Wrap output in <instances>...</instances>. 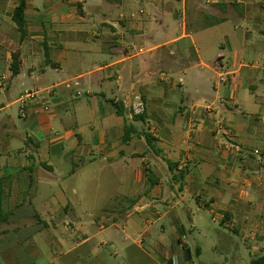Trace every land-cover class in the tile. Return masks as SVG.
I'll return each instance as SVG.
<instances>
[{
  "label": "crops",
  "instance_id": "1",
  "mask_svg": "<svg viewBox=\"0 0 264 264\" xmlns=\"http://www.w3.org/2000/svg\"><path fill=\"white\" fill-rule=\"evenodd\" d=\"M25 1L22 37L0 0V264H194L183 220L197 258L230 241L209 219L263 251L264 70L237 61L264 59V0Z\"/></svg>",
  "mask_w": 264,
  "mask_h": 264
},
{
  "label": "rangeland",
  "instance_id": "2",
  "mask_svg": "<svg viewBox=\"0 0 264 264\" xmlns=\"http://www.w3.org/2000/svg\"><path fill=\"white\" fill-rule=\"evenodd\" d=\"M160 7H162V5H160ZM229 26L233 28L235 24L231 21L228 25V28L231 29ZM243 30L244 29H241L240 32H242ZM131 43H132V49L130 50L131 54L139 52L140 48H142L143 50H146L149 48V44L145 43V41H139V40L137 41V38L136 40H131ZM223 44H225V42H223ZM224 48L225 50L223 51L225 52L226 55H228L227 54L228 49L222 45L221 49H224ZM149 56H150L149 53L142 54L139 59L148 58ZM1 57L2 55L0 53V74L2 73L3 70H6L5 60L2 59ZM227 58L225 60H227ZM228 61L232 64L231 60H228ZM240 61L241 63L243 62L245 65H248L249 67H251L250 65H252V67L258 68V69H252V68L246 69L245 68L244 70H264V59H256L253 56L247 55L243 59H240L239 61H237V63H240ZM83 65H84L83 68L84 67L87 68V66H85V62ZM237 65L238 64H236V66H231V69H236L238 67ZM50 70H55V69H50ZM182 70H185V69H182ZM181 75L182 73L180 74L173 73V82L177 81V83H179V77ZM45 85L46 84L44 82L37 83L35 85L32 80H27L26 86H24L21 91L22 93H24V91L27 89L33 90L36 88L45 87ZM176 89L179 90L178 87ZM79 90H81V92L84 93L81 99L83 101H86L85 93L87 89L81 86L79 87ZM18 93L19 91L16 90V91H12L11 93L4 92L3 94H0V108L4 107V109L0 111V117H5L7 114H9L12 116L14 122H16L18 127H20L21 122H23V120H20V115H19L20 114V111H19L20 103H17V102L13 103L20 97V94ZM125 174L126 176H128L129 172L127 171L125 172ZM183 225L185 226L188 238L190 239V245H189L190 253H191L190 261L194 264H249L252 260L264 255V250L263 251L259 250L258 252L251 254L248 248L242 243V239L239 235L231 232L230 230L222 227L221 225L214 224L213 222H211V219H209L208 228H209L210 235L212 236V238L215 239L218 234L217 231H220V232L226 233L227 236H229L230 241L227 242L225 237L223 236V240L221 241V244L223 245H220L219 243L217 244V246H215V249H212V250H210L209 248L207 249L203 247L204 250H203L202 255L200 256V258H197L195 254V244L192 241V237L196 236L198 232L191 231V224L189 223L188 220H183Z\"/></svg>",
  "mask_w": 264,
  "mask_h": 264
},
{
  "label": "trees",
  "instance_id": "3",
  "mask_svg": "<svg viewBox=\"0 0 264 264\" xmlns=\"http://www.w3.org/2000/svg\"><path fill=\"white\" fill-rule=\"evenodd\" d=\"M25 8H26V1L19 0V5L15 9L14 16H13V19L22 37H24V35L26 34ZM19 68H20V61H19V55L17 53L13 55V62H12V71L14 75L18 73ZM0 206H2L1 203H0ZM0 221H1V218H0ZM250 264H264V255L252 260Z\"/></svg>",
  "mask_w": 264,
  "mask_h": 264
},
{
  "label": "built area",
  "instance_id": "4",
  "mask_svg": "<svg viewBox=\"0 0 264 264\" xmlns=\"http://www.w3.org/2000/svg\"><path fill=\"white\" fill-rule=\"evenodd\" d=\"M139 13H143V10H141ZM142 52V49H140ZM25 106L22 104L21 110L24 112ZM131 113L135 116H141L144 115L146 112V104L141 96H136L132 105H131Z\"/></svg>",
  "mask_w": 264,
  "mask_h": 264
}]
</instances>
